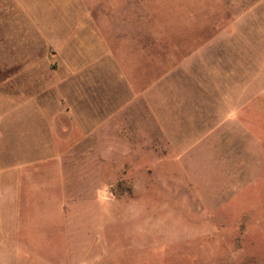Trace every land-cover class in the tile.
Here are the masks:
<instances>
[{"label":"rangeland","instance_id":"1","mask_svg":"<svg viewBox=\"0 0 264 264\" xmlns=\"http://www.w3.org/2000/svg\"><path fill=\"white\" fill-rule=\"evenodd\" d=\"M12 264H264V0H0Z\"/></svg>","mask_w":264,"mask_h":264},{"label":"crops","instance_id":"2","mask_svg":"<svg viewBox=\"0 0 264 264\" xmlns=\"http://www.w3.org/2000/svg\"><path fill=\"white\" fill-rule=\"evenodd\" d=\"M0 121H2V116H0ZM0 153H3V141H2V128L0 127ZM3 174H0V264H12V259H14V253L8 254L6 251V238L5 228L8 227L3 220L1 215V210L4 204V190H3Z\"/></svg>","mask_w":264,"mask_h":264}]
</instances>
